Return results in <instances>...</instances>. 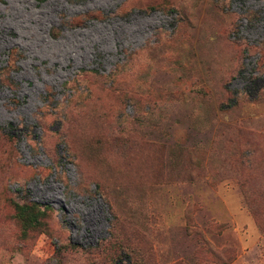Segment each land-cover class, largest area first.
<instances>
[{
  "label": "rangeland",
  "instance_id": "1",
  "mask_svg": "<svg viewBox=\"0 0 264 264\" xmlns=\"http://www.w3.org/2000/svg\"><path fill=\"white\" fill-rule=\"evenodd\" d=\"M0 264H264V0H0Z\"/></svg>",
  "mask_w": 264,
  "mask_h": 264
},
{
  "label": "trees",
  "instance_id": "2",
  "mask_svg": "<svg viewBox=\"0 0 264 264\" xmlns=\"http://www.w3.org/2000/svg\"><path fill=\"white\" fill-rule=\"evenodd\" d=\"M39 2L45 0H38ZM16 215L20 219H27L28 222H34L35 224L39 222V215L43 214L39 204L35 202H24L21 204L16 203Z\"/></svg>",
  "mask_w": 264,
  "mask_h": 264
}]
</instances>
